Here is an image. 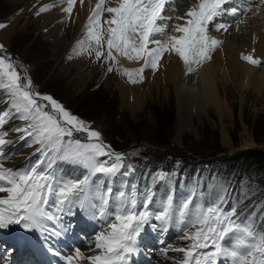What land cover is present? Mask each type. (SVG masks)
<instances>
[{
  "label": "snow or ice",
  "instance_id": "obj_1",
  "mask_svg": "<svg viewBox=\"0 0 264 264\" xmlns=\"http://www.w3.org/2000/svg\"><path fill=\"white\" fill-rule=\"evenodd\" d=\"M63 2L67 4L63 11L70 16L76 0ZM231 3L232 0H197L183 16L176 17L183 20V24L172 26L179 35L161 41L154 37L167 34L171 18L165 12L172 0H116L114 7H104L105 0H97L84 25V37L77 41L74 52H94L97 60L103 56L105 62H111L108 72L119 63L118 57L129 62L142 61L138 68L119 69L129 83L142 82L145 68L156 71L166 52L176 54L186 73H191L209 60L221 44L209 35V26L227 31L229 25L217 22L219 17L239 16L241 11L246 15L251 10H242L239 5L225 7ZM53 6L41 7L37 15ZM105 12L108 18L102 24ZM239 23L244 21L238 20ZM240 58L252 66L261 63L251 54H242ZM0 92L9 97L10 105L9 112L0 113V129L12 118L25 122L13 131L23 133L21 139L31 138L29 146L40 145L38 151L42 155L40 161L24 171L8 169L0 163V193L7 194L0 197V229L19 225L25 231L39 232L46 243L49 239L59 240L70 227L62 224L63 216L75 215L73 208L78 206L89 218L103 221L104 226L94 236V247L90 245L93 255L85 256L76 247L74 255L63 257L65 264L82 260H87V264H130L144 227L152 218L149 204L154 202L155 193L151 188L140 193L135 183L129 187L127 181L121 190H114L112 179L117 174L130 176L134 167L129 164L121 173L124 155L115 153L103 143L100 133L53 97L35 92L31 79L22 75L6 55H0ZM74 133H85L86 139H76ZM7 135V131H0V160L5 156L4 146L11 143ZM58 162L82 167L85 173L77 179L65 177L56 168ZM98 176L106 180H94ZM173 213L188 224L183 238L190 244L174 249L183 253L181 264H220L222 259L227 264H264V232L257 231L251 222L240 221L234 208L225 211L220 204H197L195 193L175 205L168 195L155 219L166 221ZM49 251L53 256L61 255L50 244Z\"/></svg>",
  "mask_w": 264,
  "mask_h": 264
},
{
  "label": "rangeland",
  "instance_id": "obj_2",
  "mask_svg": "<svg viewBox=\"0 0 264 264\" xmlns=\"http://www.w3.org/2000/svg\"><path fill=\"white\" fill-rule=\"evenodd\" d=\"M188 1L190 0H181L180 4ZM78 2L81 0H76L75 5ZM50 3L56 7L37 15L41 7L50 5ZM115 4L116 0H105L103 6L108 7ZM75 5L69 16L63 11L66 7L63 0H0V24L5 25L0 28V33L11 29L8 39L2 43L0 41L3 49L7 50L0 52V55L8 56L10 54L15 58L17 70L31 79L35 92L53 97L72 115L84 121L92 130L100 133L103 143L110 145L115 153L123 154L125 167L121 169V173L127 170L129 164L135 167V161L146 162L145 157L156 160H162L165 157L167 160L182 159L201 161L202 163L209 161L212 165L213 163L230 162L233 158L241 156L242 159L239 160L241 163L238 165L235 161L237 166L234 173L229 174L228 183L224 186L223 197L227 198V202L231 201L222 208L228 211L234 206L238 210L236 216L240 221L251 222L257 231L264 232V196L253 203L248 201L250 195L256 194L262 188H259V185L255 186L257 165L247 158L248 152L251 150H264V139H261L263 143L258 144L255 141L258 137H255L254 132L264 129L260 125V123L264 125V84H262L264 81H259L258 75H255L250 80L251 86L248 90L243 91L234 82V76L229 68L219 62L216 65L219 66L216 78L220 95L226 102L223 113L219 116L212 108L201 113L197 106H188L189 114L187 115H190L189 119L187 118L188 123L181 127L179 103L175 93L168 91V88L161 85L159 80L153 82L156 76L163 74V71L157 72L165 69V66H160L167 58L166 55H163L156 71L149 67L145 68L143 72L141 83L146 92L144 102L139 106L126 105L122 101L118 86L120 85L119 79L122 77L128 82L127 77L119 71V69L125 68L121 61L118 59L119 63L113 65V71L108 72L107 69L111 62H105L103 56L97 60L94 52L91 55L75 54L74 46L77 41L83 39L84 25L91 13L90 11L81 15L75 10ZM72 15H75L74 18ZM70 18H73V22ZM107 18L108 13H103L101 22ZM13 22L16 23L15 26H12ZM62 25H65L66 28L71 27L72 34L62 31ZM104 27L106 28L107 25ZM154 39L164 41L167 36L157 35ZM217 48L214 52L218 51L221 46ZM70 56L71 58H69ZM175 66H178L176 61ZM257 68L264 71V62H261ZM134 84L137 83H130V85ZM224 89L228 90V94L224 93ZM103 97L104 99L108 98L111 102L105 100L102 102ZM7 101L8 99L0 103V113L9 112L10 105ZM111 106H115V108H111ZM152 106L172 110V125L168 130L163 131L161 136L157 130L161 122L151 112ZM257 119L258 121H256ZM19 121L21 120L12 118L4 125L16 124ZM256 125L258 127L254 129ZM22 126L0 129V131H7L8 135L12 137V142L3 148V152L7 150L6 155L0 160L5 168L24 171L42 159L41 152L38 151L40 145L29 146L31 138L21 139L23 133L13 131V129ZM74 138L85 140L86 134L74 133ZM16 156L19 158L21 156L24 161L12 165L11 161ZM64 165H68V167H64ZM144 167V165L140 166L127 177L117 174L111 182L114 190H121L125 181L129 183V187L135 183L140 193L146 192L149 188L154 190L158 205L149 204V211L153 214L152 207L161 210L164 201L163 183L166 176L164 173H160L158 177L161 175L163 178L156 186L154 183L155 172H146ZM243 167L252 171L249 176ZM56 168L62 175L72 179H77L85 173V169L82 167L64 162H58ZM77 168L80 169V173ZM141 170V175L146 180L143 178L140 182L139 171ZM213 179L204 181L202 188L204 184L211 185ZM94 180H106V178L98 176ZM197 181L199 182V180ZM230 185L232 188L226 195V190ZM246 188H249L248 191L240 197L241 191ZM180 189L184 193L182 194L184 198L194 192V188L185 183H181ZM6 195V193H0V197ZM204 195V193H200V197L198 193H195V201L202 199L200 205L205 206L207 203L204 201ZM183 200L175 201L174 204L179 205ZM73 212L75 215H64L63 219L69 224L71 223L72 226H80V230L88 234L91 246L94 247V236L100 231L95 230V227L101 224L104 226V222L89 218L78 206L73 208ZM158 213L152 215L144 227L137 245V253L142 255L138 260L139 263L134 261L133 264H158L155 255L163 264H181L183 253L174 249L185 248L190 244V241L183 238L188 224L175 213L166 221L156 220L155 215ZM92 230L95 232L93 233ZM164 238L170 240L163 241ZM142 243L147 244V247H143ZM89 252L91 255L94 254L90 248ZM220 264H227V261L222 259Z\"/></svg>",
  "mask_w": 264,
  "mask_h": 264
},
{
  "label": "bare ground",
  "instance_id": "obj_3",
  "mask_svg": "<svg viewBox=\"0 0 264 264\" xmlns=\"http://www.w3.org/2000/svg\"><path fill=\"white\" fill-rule=\"evenodd\" d=\"M250 1L253 3L252 10L240 18V20H243L244 23L231 24L227 31H217L214 26H209V35L221 41V44L218 46H221V48L216 52L213 51L211 53V58L204 62L202 66H198L195 71L186 73L183 62L176 54L170 52H166L164 55H166L167 58L164 61L162 60L163 62H160L161 64L159 63L161 67L165 66V69L163 68V70H158L159 72L157 73L163 71V74L156 76L153 82L155 83L159 80L161 85L168 88V91H173L175 93L179 103L181 127H184L188 123L187 118L190 116L187 115L189 114L188 106H197L198 111L201 113L205 112L209 108L214 109V111L217 112L219 116H221L223 113L226 102L224 97L222 98L220 95V89L218 87L216 78L217 68L219 67L216 65H218L219 62H221L220 64H224L229 68L230 72L234 76V82L237 86L239 85L243 91L248 90V88L251 86L250 80H252L255 75H258L257 77L259 78V81H264V71L260 70V68H257V66L248 64L240 58L242 54H251L254 56V58L264 62V4L261 3V0ZM180 2L178 3L179 7H177L182 11L174 16L177 23H180L181 20H177L176 17L183 16V11H187V9L194 5L197 0H190L187 3L182 4H180ZM96 3L97 0H83L82 4L81 2H78L75 5V10H77L81 15L82 13H89L94 8ZM165 14L172 15V10L167 8ZM73 16L75 15H72V17ZM73 18H70L72 20L71 22H73ZM15 24L16 23L13 22L12 26H15ZM62 31L65 33L69 32L71 34L73 32L71 27L66 28L65 25L63 26ZM211 34L215 35L212 36ZM10 35L11 29L1 32V43L5 42V40H7ZM173 35L179 34L175 32ZM118 59L127 69L138 68L143 63L142 61L140 63L129 62L122 57H118ZM175 61L178 63L177 67L175 66ZM121 79H119L120 85L118 86L123 103L133 106H139L141 103H143L146 98V92L143 89L142 83L136 82L137 84L130 85V83L128 84L124 77ZM262 84L264 83L262 82ZM223 91L224 93L228 94V90L224 89ZM22 161H24V158L21 156L20 158L16 156V158L12 160L11 163L14 165L17 162L20 163ZM62 224L64 226L70 225V227H67L66 233L62 236V238L59 240L49 239V242L44 246L46 252L51 255L52 264H65L63 257L67 255H74L73 250L76 247H79L85 256H91L89 252L91 241L88 234H85L86 232L83 233V231L80 230V226H72L71 223L69 224L64 219L62 220ZM101 228V225H98L95 227V230L99 231ZM94 232L95 231H93V233ZM35 233L39 236L41 235L37 231H35ZM49 244L51 247L57 249L61 255L53 256L49 251ZM143 245L147 246L145 243ZM141 255L142 254L136 252V254H134L131 258L138 262ZM154 257L156 259V263L163 264L160 259L156 257V255ZM62 261L64 263H62ZM78 264H87V260L79 261Z\"/></svg>",
  "mask_w": 264,
  "mask_h": 264
},
{
  "label": "trees",
  "instance_id": "obj_4",
  "mask_svg": "<svg viewBox=\"0 0 264 264\" xmlns=\"http://www.w3.org/2000/svg\"><path fill=\"white\" fill-rule=\"evenodd\" d=\"M106 102H111V100H109L108 98L103 97V101ZM111 108H115V106H111ZM115 110V109H114ZM158 119L159 122H161V124L158 127V134L161 136V133H163V131L168 130V128L171 127L173 119H172V110H170L169 108H159L157 106H152V111H151ZM258 121V119L256 120ZM259 121H263V120H259ZM260 125L262 127H264L263 123H260ZM258 125H256L254 127L257 128ZM255 132V137H258L255 139V141L258 144L263 143L261 141V139H264V129H259L254 131ZM163 144V143H162ZM264 144V143H263ZM249 156L247 158L250 159V162H254L253 164L257 165V169H256V175H257V179L255 180V186L259 185V188H262V190H264V150L262 151H255V150H251L248 152ZM241 156H237L236 158H233L232 161L230 162H221L219 169L223 170V174L226 175L228 173H234V169L237 166V164L239 165L241 162H239V160H241L242 158H240ZM207 158V157H204ZM235 161L237 162V164L235 163ZM236 164V165H234ZM234 165V166H233ZM243 169H246V174L249 176L251 174L252 171H250L249 169L243 167ZM258 194V193H257ZM257 194H254L252 196L251 200H255L257 197Z\"/></svg>",
  "mask_w": 264,
  "mask_h": 264
}]
</instances>
